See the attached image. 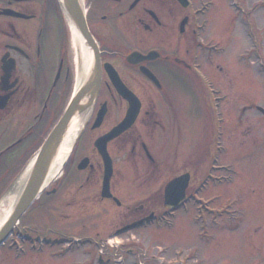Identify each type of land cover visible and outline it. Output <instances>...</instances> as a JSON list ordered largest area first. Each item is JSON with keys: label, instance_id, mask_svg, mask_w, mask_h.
I'll return each instance as SVG.
<instances>
[{"label": "flooded vegetation", "instance_id": "1", "mask_svg": "<svg viewBox=\"0 0 264 264\" xmlns=\"http://www.w3.org/2000/svg\"><path fill=\"white\" fill-rule=\"evenodd\" d=\"M174 1L188 9L183 16L177 15L176 20L172 6ZM174 1L80 0L98 48V61L92 49L95 70L92 75V71L89 72V68L82 65L80 51L77 53V65L76 58H71V48L76 44L70 20L75 21L66 0H0V198L7 194L13 184L15 193L20 192L18 182L30 172L48 136L69 107H73L77 94L82 91L81 103L74 105V109L77 108L75 116H83L79 125L82 131L78 138L74 136L71 150L62 161L61 172L41 190L22 215L30 209L35 211L42 203L48 206L60 203L62 207L75 202H82L84 206L94 201L106 203V208L109 203L116 207L125 205V214L119 217V223L114 228L111 224L117 223L118 214L114 210L104 211L111 219L108 224L105 221L102 225L100 218L104 216L99 208L93 209L94 205L79 213L82 221L78 220L82 223L80 228L77 225L66 229L68 232H64V228L57 230L63 233H45L40 228H34L33 224L39 226L35 223L38 216H34L31 226L27 227L20 225L22 220L19 219L7 239L0 244V249L13 252L0 251V264H26L17 262L25 256L27 264H37L35 261L28 262V258L38 259L40 253L47 252L46 256L50 259H59L66 257L71 250H79L86 245L91 247L110 242L112 246L111 238H116L119 233L144 227L158 217L160 210L174 212L196 195L197 179L190 169L171 178L188 177L185 189L187 199L174 211L165 205L166 185L171 179L164 186V206L160 210H149L143 202L137 205H129L127 201L124 203L116 194L113 184L118 152L132 162L133 153L140 149L146 158L155 162V154L160 149L157 142H171V138L167 139L165 134L170 125L167 127L161 123V115L163 110L165 112L166 104L171 106V100L176 97L173 86L183 68L191 70L203 95L206 94L207 108L212 115L223 114L219 102L226 100V92L211 77L205 64L212 63L216 56L226 57L227 43L204 37L208 19L203 12L207 13V3L204 5L203 2L190 0V4L185 6L179 0ZM236 3L238 10H241L237 22L245 31L252 32L259 20L258 3L255 5L253 2L247 10L241 0ZM93 4L95 7H92ZM259 4L264 6V0ZM111 5L115 7L113 13L110 10L106 13L97 10H108ZM91 7L93 10L90 11ZM171 14L172 20L169 19ZM90 17L94 20L90 21ZM231 23L233 25V20L231 22L224 12L217 19L216 34L222 30L229 31ZM70 28L72 38L69 37ZM185 33L190 35V47L185 50L188 61L182 57L181 50V35ZM136 51L142 55L132 56ZM239 56L245 66L244 53L240 52ZM227 70V63H216L214 69H209L214 75H221ZM135 99L140 102L135 122L106 144L113 173L109 181L110 194L105 195V159L98 141L125 119ZM78 107L82 108L78 110ZM172 110L176 112L175 108ZM244 111L245 107L242 106L240 116ZM141 117L142 130L137 127ZM152 122L161 128L158 135L156 131L152 132L154 138L149 135L150 129L154 128ZM220 126L224 131V123ZM68 127L67 122L64 129ZM174 127L177 128L176 124ZM79 149L80 156L76 157ZM51 162L49 160L46 165L45 173L52 168ZM73 171L80 173V176L77 175L78 181ZM71 178L76 182L82 181L74 187L69 182ZM94 182L98 183L95 191L91 187L84 188ZM64 201V204L61 203ZM63 217L74 218V214L66 213ZM89 225L108 228L104 230L105 235H101L100 230L93 235ZM81 230L89 232L78 234ZM102 250H90L94 263H109L113 259L108 255L103 262ZM76 264H85V261Z\"/></svg>", "mask_w": 264, "mask_h": 264}, {"label": "rangeland", "instance_id": "2", "mask_svg": "<svg viewBox=\"0 0 264 264\" xmlns=\"http://www.w3.org/2000/svg\"><path fill=\"white\" fill-rule=\"evenodd\" d=\"M193 1L203 2L204 5L207 3V13L203 12L208 19L204 37L227 43L226 57L216 56L212 63L205 64L210 76L226 92V100L219 102L223 114L212 115V111L207 108L206 94L203 95L191 70L183 68L173 86L176 97L171 100V106L166 104L165 112L163 110L161 115V123L167 127L170 125L165 134L167 139L171 138V142H157L160 149L155 154V162L146 158L140 149L133 153L132 162L118 152L113 184L123 202L127 201L129 205L143 202L149 210H160L164 206L166 183L173 175L190 169L197 179L196 195L174 212L160 210L158 217L144 227L119 233L117 238H111L113 246L110 242L99 246L86 245L79 250H71L66 257L59 259H50L44 252L39 254L38 259L29 257L28 262L76 264L85 261V264H97L91 260L90 250L95 252L98 248L104 251L103 262L108 255L113 257L109 263L101 264H264V113L258 109V106L264 107V6L259 4L263 0H241L246 10L253 2L255 5L258 3L259 20L250 33L237 22L241 12L237 0ZM112 6L108 10H97L103 13L110 10L113 13L115 7ZM172 6L176 14L174 20L177 15L183 16L184 12H188L176 1ZM224 12L231 22L233 20V25L231 23L229 31L222 30L216 34L217 19ZM169 19H173L172 14ZM91 20H94L93 17H90ZM69 37L72 38L71 28ZM189 47V33L182 34V57L186 60L188 55H185V50ZM78 48V45L71 48V58H76V65L77 53L80 51ZM240 52L244 53L245 66L241 63ZM216 63H227V72L221 75L215 73L216 77L209 71L214 69ZM242 106L245 111L240 116ZM137 123V127L142 130V117ZM152 123L154 128L150 129L149 135L154 138L152 132L156 131L158 135L161 128ZM222 123L224 131L221 130ZM79 153L80 149L76 157L80 156ZM73 172L74 176H80L79 172ZM78 176L75 177L76 181ZM75 180L71 178V186L76 187L82 181ZM97 184L94 182L84 188L91 187L95 191ZM14 187L13 184L7 194L0 198V204L8 194L15 192ZM81 203L75 202L65 207L60 203L53 206L42 203L35 211L30 209L22 215L20 225L31 226L34 216H38V222L35 223L39 226L33 224L34 228H40L45 233H63L57 231L62 228L68 232L66 229L70 227H81L79 213L94 205L93 209L102 211V225L105 221L108 224L111 219L104 211L114 210L118 214L117 223L111 224L114 228L119 223V217L125 214V205L116 207L109 203L106 208V203L102 202H89L84 206ZM66 213L74 214V218L63 217ZM94 226L89 225L93 235H97V230L105 235L104 230L108 227L103 229L101 225L100 228ZM85 232L89 231L81 230L78 234ZM114 238L118 240L117 243ZM0 251L13 253L6 248ZM20 261L27 264V257L17 262Z\"/></svg>", "mask_w": 264, "mask_h": 264}, {"label": "water", "instance_id": "3", "mask_svg": "<svg viewBox=\"0 0 264 264\" xmlns=\"http://www.w3.org/2000/svg\"><path fill=\"white\" fill-rule=\"evenodd\" d=\"M184 4H188V0H180ZM69 11L78 26L82 36L84 37L86 43L93 49L95 53V58L98 61V48L93 38L86 19L85 11L83 7L80 5V0H66ZM133 55H142L140 52L136 51L131 54ZM131 59V57H129ZM83 98V92L79 91L77 97L74 100V105L77 106L78 102L81 103ZM70 106L67 112L65 113L62 120L59 124L54 128V130L50 133L47 140L45 141L42 149L40 150L39 154L37 155L33 166L30 169L29 176L26 180L25 186L22 189L21 195L19 196L14 208L10 212L9 217L5 220L2 227L0 228V244L4 241V239L10 233L12 227L16 224L19 217L26 211V209L30 206V204L38 197L41 190L43 189V184L45 181V170L46 165L48 164L49 160L51 161L52 155L56 152L61 139L65 135L66 130L64 129L65 123H69L75 117V112L77 108L74 109ZM80 110L82 107H78ZM264 111V108L261 107ZM139 111V104L136 100L130 111L126 117V119L121 122V124L109 132L107 135L101 137L99 139L100 150L105 158V178H104V186H103V194L109 195L110 188H109V181L112 175V162L111 158L108 155L106 144L109 139L114 137L116 134L127 128L136 118ZM82 131V127L78 130L77 138ZM76 140V139H75ZM188 184V177L186 176H179L172 179L167 185L165 190V203L173 208L179 206V204L185 199V189Z\"/></svg>", "mask_w": 264, "mask_h": 264}, {"label": "bare ground", "instance_id": "4", "mask_svg": "<svg viewBox=\"0 0 264 264\" xmlns=\"http://www.w3.org/2000/svg\"><path fill=\"white\" fill-rule=\"evenodd\" d=\"M74 43L78 45L80 49L82 65L89 68V72L92 71L94 74V61H93V51L92 48L85 42L84 37L82 36L80 30L75 25V23L70 20ZM83 120V116H75L72 121L69 122V127L65 132V135L61 139L59 147L56 152L52 155V168H49L45 175V181L43 187H46L52 179L59 173V167L61 161L66 158L71 150L72 140L74 136L77 135L79 130V125ZM30 173V172H29ZM29 173L18 182L20 185L19 193H11L7 195V198L0 204V228L2 227L5 220L9 217L10 212L14 208L19 196L21 195L22 189L25 186L26 180L29 176ZM117 238V237H116Z\"/></svg>", "mask_w": 264, "mask_h": 264}]
</instances>
